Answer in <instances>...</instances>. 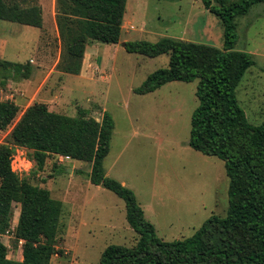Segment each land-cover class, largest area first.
<instances>
[{"label": "rangeland", "instance_id": "rangeland-1", "mask_svg": "<svg viewBox=\"0 0 264 264\" xmlns=\"http://www.w3.org/2000/svg\"><path fill=\"white\" fill-rule=\"evenodd\" d=\"M5 1L40 5L44 23L38 28L0 19V64L8 60L30 63L32 68L29 78L15 79L7 78L8 69L0 65V101L20 107L13 124L0 131V143L34 102L70 116H77L79 107L99 120L109 113L114 129L104 159L106 172L134 190L160 237H189L211 215L227 214L230 178L224 160L189 145L199 79L172 81L153 92L137 93L150 73L169 66L170 56L149 57L123 45L128 40L173 37L223 48L225 28L219 16L201 0H127L119 43L87 42L82 70L74 74L63 69L68 57L57 24L62 14L58 0ZM235 22V49L254 58L236 88L238 102L250 123L264 125V2L253 4ZM30 153L18 147L13 170L49 188L64 204L57 239L60 253L54 254L51 264H100L107 245H135L139 235L127 221L124 199L90 181V163L54 156L38 170ZM19 213L20 204L15 203L11 229ZM1 240L9 258L22 259V241L15 243L7 231Z\"/></svg>", "mask_w": 264, "mask_h": 264}, {"label": "trees", "instance_id": "trees-1", "mask_svg": "<svg viewBox=\"0 0 264 264\" xmlns=\"http://www.w3.org/2000/svg\"><path fill=\"white\" fill-rule=\"evenodd\" d=\"M219 16L225 28V44H209L164 37L157 42L125 41L129 52L156 57L169 54V66L150 73L137 93L147 94L172 81L199 79V104L193 111L189 145L225 162L230 178L229 207L225 216L211 215L193 235L165 240L147 219L131 188L108 176L104 159L110 152L114 121L109 113L99 120L80 108L77 116L55 112L44 102H34L0 143V264H51L57 249L64 204L51 190L31 182L12 168L18 147L30 150V159L44 170L50 157L91 164L93 184L124 199L129 225L138 233L135 245L112 243L101 254L100 264H264V125L247 119L236 88L254 64L251 53L235 49L237 16L264 0H201ZM58 28L68 61L65 71L79 74L87 42L119 43L127 0H58ZM0 19L42 28L40 5L23 7L0 0ZM6 76L29 78L30 63L2 61ZM20 107L0 101V130L13 124ZM20 214L13 229V205ZM14 242L22 241V259L8 257L1 240L8 231Z\"/></svg>", "mask_w": 264, "mask_h": 264}, {"label": "crops", "instance_id": "crops-1", "mask_svg": "<svg viewBox=\"0 0 264 264\" xmlns=\"http://www.w3.org/2000/svg\"><path fill=\"white\" fill-rule=\"evenodd\" d=\"M115 45V44H114ZM24 84V83H23ZM0 131H2V130H0ZM24 148V147H23ZM25 149H27V148H25ZM20 214V213H19ZM19 214H18V218H17V220H16V222H18V219H19ZM22 244V243H21Z\"/></svg>", "mask_w": 264, "mask_h": 264}, {"label": "built area", "instance_id": "built-area-1", "mask_svg": "<svg viewBox=\"0 0 264 264\" xmlns=\"http://www.w3.org/2000/svg\"><path fill=\"white\" fill-rule=\"evenodd\" d=\"M13 229V228H12ZM7 233L10 235L11 233L9 232V230L7 231Z\"/></svg>", "mask_w": 264, "mask_h": 264}, {"label": "water", "instance_id": "water-1", "mask_svg": "<svg viewBox=\"0 0 264 264\" xmlns=\"http://www.w3.org/2000/svg\"><path fill=\"white\" fill-rule=\"evenodd\" d=\"M123 45H125V42H123Z\"/></svg>", "mask_w": 264, "mask_h": 264}]
</instances>
